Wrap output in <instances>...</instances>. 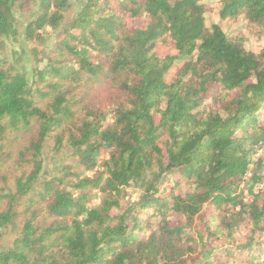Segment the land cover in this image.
Returning a JSON list of instances; mask_svg holds the SVG:
<instances>
[{
  "label": "trees",
  "instance_id": "1",
  "mask_svg": "<svg viewBox=\"0 0 264 264\" xmlns=\"http://www.w3.org/2000/svg\"><path fill=\"white\" fill-rule=\"evenodd\" d=\"M203 1L84 0L61 32L59 58L36 73L43 84L36 92L49 101L44 109L33 102L26 74L0 61V162L7 132L38 124L28 148L32 171L4 196L0 231L28 196L51 219L30 217L0 264H187L205 248L216 252L206 264H235L254 241L257 256L264 253L259 162L246 178L264 149V48L251 52L243 33L206 27ZM33 3L25 36L36 47L69 8V0H0V47L17 36L14 11ZM220 4L221 20L242 16L251 34L264 36V0ZM127 18L142 25L129 28ZM158 47L171 53L159 55ZM107 81L110 97L95 88ZM205 100L212 111L192 124ZM161 132L170 139L165 155ZM54 135L57 147L67 138L84 178L65 167L39 183L42 148ZM154 158L167 178L154 175L110 224L118 203L102 194L143 177ZM93 191L102 196L96 206Z\"/></svg>",
  "mask_w": 264,
  "mask_h": 264
},
{
  "label": "rangeland",
  "instance_id": "2",
  "mask_svg": "<svg viewBox=\"0 0 264 264\" xmlns=\"http://www.w3.org/2000/svg\"><path fill=\"white\" fill-rule=\"evenodd\" d=\"M206 7L205 25L211 27L213 24H218L223 32L227 35H236L243 33L246 37L245 47L247 50L259 53L264 48V36L258 37L255 34L249 32L247 22L244 17H238L237 19L221 20L218 16L220 10V0H204ZM84 0H69V8L64 14L63 21L59 24L58 28L47 37L44 43L36 47L26 40L25 30L31 21L35 19L37 14V6L28 4L21 11H14V18L16 21L17 36L15 39H6L0 47V61H4L7 65H13L17 71H22L26 74L29 87L31 88L30 95L36 106L44 109L49 103L47 99L42 98L37 94V90L41 89L43 84L38 82L36 76L37 72L45 70L49 60L58 59L59 54L55 52V47L60 39L62 30L67 27L72 20L76 17L82 6ZM142 20L126 19V24L129 28L140 27ZM33 48L36 52L33 53ZM157 53L170 54L171 50L163 47L157 48ZM95 88L100 89L98 93H105L109 97L113 95V91L110 88L109 82H97ZM106 96V97H108ZM212 111V104L210 100H205L201 103L198 109L194 111L192 124L200 123L205 120L206 116ZM38 131L37 122H31L27 127H20L16 131L7 132L6 138L1 146V153L4 155L0 162V213L6 209V200L4 196L7 194L15 193V185L18 179L26 178L32 171V154L29 151V145L32 140L35 139ZM185 131V129H184ZM67 138H64L62 144L57 147L55 141V135L48 138L43 145L41 152L42 170L39 174V183L51 179L53 176L59 175L61 169L67 167L70 169L76 177L84 178L86 173L81 169L77 160L73 154L72 149L67 144ZM167 132H161V136L158 140V147L161 149L162 154L165 155L166 144L169 141ZM151 169H149L143 177L132 181L128 187L120 188L119 191L106 190L102 196L115 200L118 203V208L112 209L110 212L111 222H116V217L121 215L123 210L134 201H137L142 195H144L148 183L154 181V175H160V180L164 181L170 172H162V169L157 166L156 158L153 159ZM175 176V175H173ZM161 183L157 182L156 187ZM166 188L172 190L171 186L166 185ZM164 187V188H165ZM38 188V185L36 186ZM94 206L100 204L101 194L97 191ZM175 192V191H174ZM16 218L14 223L8 225L6 228L0 231V252L10 249L19 237L22 231V227L30 217L37 219V222H51L45 214L44 207H39L35 198L28 196L23 199L16 206ZM174 219V218H173ZM246 234V230L244 231ZM246 234L245 237H247ZM257 241L253 242L246 252L239 251L235 264H264V253L256 250ZM257 249H256V248ZM53 251L58 252L57 248ZM200 258L197 261H191L187 264H206L212 262L216 252L210 251L208 248L200 251Z\"/></svg>",
  "mask_w": 264,
  "mask_h": 264
},
{
  "label": "built area",
  "instance_id": "3",
  "mask_svg": "<svg viewBox=\"0 0 264 264\" xmlns=\"http://www.w3.org/2000/svg\"><path fill=\"white\" fill-rule=\"evenodd\" d=\"M252 166H251V169L249 170L246 178L250 177L251 174L253 173V168H254V164H257L258 162L260 163V167H261V172H260V176H261V179H263V182H264V149L262 150H259L255 156L253 157L252 159Z\"/></svg>",
  "mask_w": 264,
  "mask_h": 264
}]
</instances>
